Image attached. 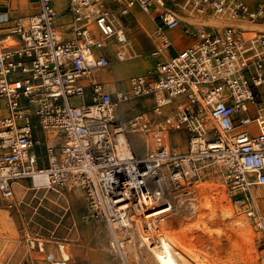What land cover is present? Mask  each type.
Wrapping results in <instances>:
<instances>
[{
  "label": "built area",
  "instance_id": "1",
  "mask_svg": "<svg viewBox=\"0 0 264 264\" xmlns=\"http://www.w3.org/2000/svg\"><path fill=\"white\" fill-rule=\"evenodd\" d=\"M55 2L38 0L25 23L0 31V198L11 204L14 182L34 175L57 190L81 189L122 264L129 237L117 222L166 204L158 221L176 219L183 204L196 212V183L209 174L232 195H250L246 212L263 230L251 187L264 185V30L251 25L264 21V0ZM134 6L154 24L146 53L128 32ZM202 17L221 23L197 25ZM182 36L190 41L172 53ZM145 57L154 72L131 75L127 89L111 90L96 76L115 61ZM157 91L176 105L164 111L170 101L159 103ZM145 95L155 96L152 110L121 121L122 104ZM175 130L188 133L185 152L164 145ZM131 133L147 135L139 153ZM26 240L41 264H69L40 237Z\"/></svg>",
  "mask_w": 264,
  "mask_h": 264
},
{
  "label": "rangeland",
  "instance_id": "2",
  "mask_svg": "<svg viewBox=\"0 0 264 264\" xmlns=\"http://www.w3.org/2000/svg\"><path fill=\"white\" fill-rule=\"evenodd\" d=\"M55 3L61 6L62 1L56 0ZM37 6L38 0H0V31L6 32L18 23H25L27 17L36 11ZM136 15L142 17L144 21L148 20L143 13L137 12ZM136 15L130 18L136 20ZM145 28L149 30L148 25H145ZM151 31L152 28L150 33ZM128 32L133 39V36H136L141 51L146 53L154 46V40L146 36L144 27L139 23L132 25ZM179 41L186 40L183 37ZM135 44L137 45L136 41ZM154 63V59L146 57L127 60L101 69L98 76L111 90L127 89L131 75L145 74L152 70L154 72V68L152 69ZM123 65H128L125 71L121 69ZM154 102L153 95H145L123 103L120 107L121 121H125L134 112H150ZM175 105L176 102L173 100L163 109L168 111ZM187 136L186 131L175 130L167 134L165 140L169 141L171 148L185 152L188 146ZM146 139L144 134L129 135L133 150L137 153L144 148ZM207 177L209 179L196 183V191L202 187L206 188L204 192L206 197L211 199L215 215L212 216L211 207L201 210L200 208L197 210L196 207V212L192 213L187 208L188 204H183L178 208L176 219L166 220L169 225L164 227V230L172 232L171 235L180 241L196 247L197 249L194 248L196 250L192 248L194 252L190 250V254L196 255L205 264H260L264 232L246 217V209L250 204L246 198H243L245 194L232 195L220 177L213 174ZM23 181L30 189L16 185L12 204L0 201V264L42 263L43 255L30 246L26 240L27 236L40 237L54 255L58 257L62 255L69 264H122L119 255L109 250L103 228L88 215L81 189L57 190L52 187L37 189L33 188L31 179ZM254 189L263 196L256 197L257 205L263 214L264 185H256L252 188ZM195 197L196 201L199 199L203 201L204 198L199 191ZM226 211L229 213L227 214ZM243 217L247 222H243ZM204 225L206 227L203 228ZM201 250L208 256L202 258Z\"/></svg>",
  "mask_w": 264,
  "mask_h": 264
},
{
  "label": "bare ground",
  "instance_id": "3",
  "mask_svg": "<svg viewBox=\"0 0 264 264\" xmlns=\"http://www.w3.org/2000/svg\"><path fill=\"white\" fill-rule=\"evenodd\" d=\"M61 1L63 2V0H61ZM131 10L133 11V15H130L129 17H131V16L134 17L136 15V13L138 11H140L136 6L132 7ZM143 14H145V13H143ZM148 20L150 22V25H149V30L146 31V36L151 39L150 28H152L153 23L149 18H148ZM204 20H209V19L207 17H202L201 20L197 23V25L207 23V22H204ZM213 22L215 23V21H213ZM218 22H220V21H218ZM154 45H155V43H154ZM114 63H116V61L113 62L112 64H114ZM127 67H128V65L127 66L123 65L121 67V69H123L125 71V69H127ZM152 69H153V67H152ZM99 71L100 70L95 71L97 77H99L98 76ZM151 73H153V70L151 72H147L145 74H151ZM136 74H138V73H136ZM113 85L115 86V84H113ZM115 90H117V89H115ZM153 97H155V96L153 95ZM156 100L159 103H164V102H168V101H170V103H171L173 101V99L168 100V97L162 91L156 92ZM1 113H2V109L0 108V114ZM116 117H117V114H116ZM207 125L209 126V123ZM249 127H251V125ZM140 134H143V133H140ZM144 135H146V134H144ZM164 145L170 147L169 141H165ZM31 181L33 184V188L45 189L47 187L48 188L50 187L47 178L43 175H34L31 179ZM223 184L225 185L224 181H223ZM16 185L21 186L23 189H30V187L23 180H16L14 182V191H15ZM205 190H206V188H204V187L199 189V194H202L204 197L203 201L199 199L197 201L198 205H196V204H193V205L195 208L197 207V210L199 208L201 210L204 208L211 207L210 210L212 211V214H213L214 213L213 204H212V202H210L211 199L206 197L207 195L204 192ZM240 193L245 194V196L243 198L247 197L248 199H250V195L247 192H245V193L240 192ZM251 196L254 200L257 211H259V213L262 214V211L259 209V207L257 205L256 198L253 197L252 188H251ZM1 200L2 199L0 198V201ZM12 200L14 201V195L12 197ZM2 201H4V200H2ZM144 203H145V201L139 200L137 204H138V206H142V204H144ZM166 205L160 206V207H154L151 210H148L147 213L144 215L143 219L132 217L131 220H123L124 222H117V224L125 225L124 232L129 237V240L126 241V243H123V245H124L123 250H124V252H126V255L124 258V262L126 264H205V262L203 261L204 262L203 263L201 260H199L196 255L193 256L192 254H190V250L191 251L196 250L197 249L196 247L190 246V244H188L187 242L180 241L179 239L175 238V236L171 235L172 232L170 233V232L164 230V227H167L169 225V223L166 222V220L162 219V220L158 221L156 219L162 213L170 210L171 204L169 207H166ZM139 209H141V208H139ZM229 210H231V208ZM226 213L228 214L229 212L226 211ZM214 215L215 214H213L212 216H214ZM263 215H264V213H263ZM225 216H227V215H225ZM246 217L248 219L252 220V222H254V218L249 217L248 213H246ZM242 220H243V222H247L245 217H243ZM258 224L264 230V223L262 221H260V219L258 220ZM204 227H206V226L204 225L203 228ZM186 232H184L185 235H186ZM176 237H177V235H176ZM181 237H182V235H181ZM192 248H193V250H192ZM194 248H196V249H194ZM201 254H202L201 255L202 258L206 257V255L208 256V254L203 250H201Z\"/></svg>",
  "mask_w": 264,
  "mask_h": 264
},
{
  "label": "crops",
  "instance_id": "4",
  "mask_svg": "<svg viewBox=\"0 0 264 264\" xmlns=\"http://www.w3.org/2000/svg\"><path fill=\"white\" fill-rule=\"evenodd\" d=\"M248 3H250L251 5H253V6H255L256 4H258L261 0H246ZM138 12H140V11H138ZM140 13H142V12H140ZM145 15V14H144ZM146 16V15H145ZM147 17V16H146ZM136 21H137V23H139L142 27H144V30L145 31H147V29L145 28V25H150V22H149V20H147V19H145V21H144V19H142V17H139L138 15H136ZM211 22L210 23H213V24H217V23H221V22H218V21H215V23L212 21V20H210ZM205 22V21H204ZM153 23V22H152ZM153 26H154V24H153ZM153 26H152V29H153ZM252 27H254V28H256V29H258V30H264V21H262V22H260V23H255V24H252L251 25ZM263 26V27H262ZM180 30H178V29H176V30H174L172 33L173 34H176V33H178ZM7 32V31H6ZM134 37V39H135V41H136V43H137V47H138V45H139V43H138V40H137V38H136V36H133ZM184 36H182L181 38H183ZM185 38V42H180L179 40H180V38L179 39H175L174 40V42H173V45H172V47H171V49H170V51L172 52V53H174L176 50H178L179 48H181L182 46H184L186 43H188L189 41H190V39L189 38H186V37H184ZM179 41V42H178ZM174 48V49H173ZM122 62H124V61H122ZM122 62H118V63H122ZM118 63H114V64H118ZM109 71V70H108ZM128 76V75H127ZM253 125H251V127H252ZM253 187H256V185H254V186H252L251 188H253ZM252 194H253V197L254 198H256V197H263V196H261L260 195V193H259V191H257L256 189L255 190H252Z\"/></svg>",
  "mask_w": 264,
  "mask_h": 264
}]
</instances>
